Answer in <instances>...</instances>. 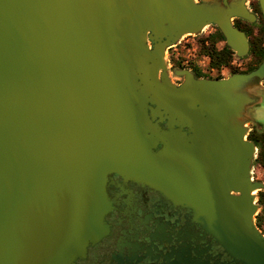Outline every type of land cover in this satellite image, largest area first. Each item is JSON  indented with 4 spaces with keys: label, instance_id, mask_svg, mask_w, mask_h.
<instances>
[{
    "label": "water",
    "instance_id": "95a60500",
    "mask_svg": "<svg viewBox=\"0 0 264 264\" xmlns=\"http://www.w3.org/2000/svg\"><path fill=\"white\" fill-rule=\"evenodd\" d=\"M246 2L0 0V264L85 257L107 234L113 173L195 210L242 264H264L247 139L264 65L220 80L177 69L178 86L166 60L211 25L246 56L233 24L256 21Z\"/></svg>",
    "mask_w": 264,
    "mask_h": 264
},
{
    "label": "flooded vegetation",
    "instance_id": "af4514ba",
    "mask_svg": "<svg viewBox=\"0 0 264 264\" xmlns=\"http://www.w3.org/2000/svg\"><path fill=\"white\" fill-rule=\"evenodd\" d=\"M246 4L256 21L252 23L238 17L233 20L234 26L244 32L249 41L242 69L233 74L249 75L264 65V12L259 0H247ZM202 76L198 79H225L218 74ZM176 79L179 82L173 83L178 86L184 81ZM256 87L258 103L249 110L248 140L252 135L264 136V78L256 82ZM161 125L167 129L166 122ZM183 132L188 129L184 128ZM250 141L257 145L251 172L253 182L264 183V170L256 162L259 146L254 139ZM106 191L110 203L105 216L107 234L91 244L85 257L77 259L75 264H242L217 242L195 210L147 183L113 173L108 177ZM260 192L264 190L255 193L256 203L260 205L255 224L264 236Z\"/></svg>",
    "mask_w": 264,
    "mask_h": 264
},
{
    "label": "rangeland",
    "instance_id": "374dc122",
    "mask_svg": "<svg viewBox=\"0 0 264 264\" xmlns=\"http://www.w3.org/2000/svg\"><path fill=\"white\" fill-rule=\"evenodd\" d=\"M200 0H197L199 2ZM217 32V28L214 26H208L204 31L198 35H185L181 38L179 43L170 47L167 50L166 60L169 70L172 74V79L175 82H179L173 75L175 70H190L198 68L199 71L207 75H216L219 77L227 78L233 73L241 71L242 58L239 59L234 55V60L231 66L224 67L220 71L210 67L211 59L208 55L201 52L202 41L208 37L213 36ZM209 45V42H206ZM226 45V41H221L217 44L218 49H222Z\"/></svg>",
    "mask_w": 264,
    "mask_h": 264
},
{
    "label": "trees",
    "instance_id": "16d2710c",
    "mask_svg": "<svg viewBox=\"0 0 264 264\" xmlns=\"http://www.w3.org/2000/svg\"><path fill=\"white\" fill-rule=\"evenodd\" d=\"M221 41L225 42L226 40L221 31L217 28V32L213 36L202 41L203 46L201 48V52L208 55L211 59L210 67L218 71L224 67L231 66L235 55V53L227 46V44L222 49H218L217 44ZM206 42H209V45H206ZM257 44L258 43L255 42L256 46ZM192 70L196 73L198 78L203 77L198 68H193ZM249 139H254L258 143L259 155L256 162L264 170V136L252 135ZM259 194V203L264 208V192H260Z\"/></svg>",
    "mask_w": 264,
    "mask_h": 264
}]
</instances>
